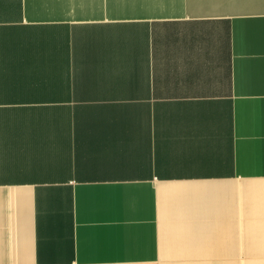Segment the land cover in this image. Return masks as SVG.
<instances>
[{
    "label": "crops",
    "instance_id": "0c3cea01",
    "mask_svg": "<svg viewBox=\"0 0 264 264\" xmlns=\"http://www.w3.org/2000/svg\"><path fill=\"white\" fill-rule=\"evenodd\" d=\"M256 252L264 0H0V264Z\"/></svg>",
    "mask_w": 264,
    "mask_h": 264
},
{
    "label": "rangeland",
    "instance_id": "374dc122",
    "mask_svg": "<svg viewBox=\"0 0 264 264\" xmlns=\"http://www.w3.org/2000/svg\"><path fill=\"white\" fill-rule=\"evenodd\" d=\"M255 241V240H254ZM256 248L260 247H254ZM262 248V247H261ZM263 253H240V255L236 256H224V257H217V256H208L205 258H192V259H182L186 261L187 264H219V263H231V264H248L251 262L256 263L257 261H264V254Z\"/></svg>",
    "mask_w": 264,
    "mask_h": 264
}]
</instances>
